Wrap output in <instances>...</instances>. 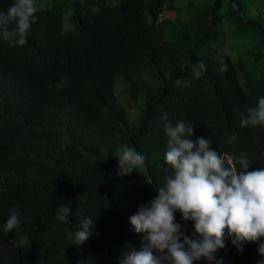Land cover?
<instances>
[{"label":"trees","instance_id":"16d2710c","mask_svg":"<svg viewBox=\"0 0 264 264\" xmlns=\"http://www.w3.org/2000/svg\"><path fill=\"white\" fill-rule=\"evenodd\" d=\"M13 2L0 0V12ZM35 2L27 43L0 37V264H120L139 250L145 234L129 219L163 184L165 123L191 124L193 141L208 138L220 154L246 152L249 171L264 167V127H240L264 97V0H191L182 9L173 0ZM226 36L234 60L221 53ZM200 62L206 71L194 79ZM119 97L134 103L133 113ZM124 144L145 165L121 176ZM62 203L66 222L56 218ZM11 208L20 226L6 232ZM86 218L95 220L92 234L75 244L68 235ZM175 222L199 239L179 212ZM224 243L215 254L222 264L264 260V240L242 242V252L227 234Z\"/></svg>","mask_w":264,"mask_h":264},{"label":"clouds","instance_id":"9594fccd","mask_svg":"<svg viewBox=\"0 0 264 264\" xmlns=\"http://www.w3.org/2000/svg\"><path fill=\"white\" fill-rule=\"evenodd\" d=\"M37 11L35 0H14L6 12H0V37L11 46H24ZM205 71L203 62L192 65L194 79ZM175 83L188 87L192 80L178 78ZM162 119L167 121L168 117ZM240 127H264V97L241 116ZM194 129L182 120L175 125L164 124L168 138L164 159L168 167L163 170V184L155 190L156 197L130 217L135 233L145 235L140 249L130 248L120 264H195L202 258L208 264H222V258L217 259L215 254L225 247L226 234L241 252L242 242L264 240V167L249 171L252 161L246 152L220 154L210 148L212 141L208 138L193 141ZM236 139L232 135L228 143ZM116 159L121 176L145 165V156L128 144L119 147ZM9 212L6 232L20 226L18 211L11 208ZM69 212V206L62 203L56 218L66 222ZM177 212L183 221L192 222L199 239L185 235L175 222ZM94 226L95 220L86 218L68 239L82 244ZM257 251L264 257V243Z\"/></svg>","mask_w":264,"mask_h":264},{"label":"rangeland","instance_id":"374dc122","mask_svg":"<svg viewBox=\"0 0 264 264\" xmlns=\"http://www.w3.org/2000/svg\"><path fill=\"white\" fill-rule=\"evenodd\" d=\"M189 1H191V0H173V4H174L175 8L182 9V8H184V6ZM108 2L111 5H115L119 2V0H108ZM50 3H51V0H40L39 8H43L47 5H50ZM162 16L166 17V18L177 19V20H181L184 18V14H176L174 12H163ZM65 29H69L67 24H65ZM224 29H225V27H224ZM224 40L225 41H224L221 53H225L226 51H228V53L231 54L232 60H234V58L237 56V54H236L237 47H235V46L230 47L228 36H226L224 38ZM119 101H121L122 105L124 106V108L126 109V111L128 113L131 114L134 112V103L133 102L127 101L123 97L122 98L119 97Z\"/></svg>","mask_w":264,"mask_h":264}]
</instances>
